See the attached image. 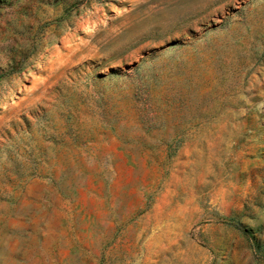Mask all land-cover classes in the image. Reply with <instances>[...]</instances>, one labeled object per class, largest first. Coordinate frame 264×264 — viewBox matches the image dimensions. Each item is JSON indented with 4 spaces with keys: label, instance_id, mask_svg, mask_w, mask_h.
Listing matches in <instances>:
<instances>
[{
    "label": "rangeland",
    "instance_id": "rangeland-1",
    "mask_svg": "<svg viewBox=\"0 0 264 264\" xmlns=\"http://www.w3.org/2000/svg\"><path fill=\"white\" fill-rule=\"evenodd\" d=\"M0 264H264V0H0Z\"/></svg>",
    "mask_w": 264,
    "mask_h": 264
}]
</instances>
